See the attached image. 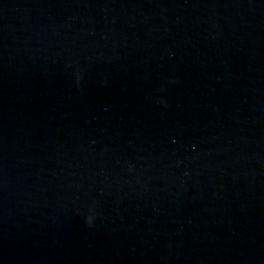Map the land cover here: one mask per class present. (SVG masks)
<instances>
[{
	"label": "water",
	"instance_id": "1",
	"mask_svg": "<svg viewBox=\"0 0 264 264\" xmlns=\"http://www.w3.org/2000/svg\"><path fill=\"white\" fill-rule=\"evenodd\" d=\"M0 264H264V0H0Z\"/></svg>",
	"mask_w": 264,
	"mask_h": 264
},
{
	"label": "clouds",
	"instance_id": "2",
	"mask_svg": "<svg viewBox=\"0 0 264 264\" xmlns=\"http://www.w3.org/2000/svg\"><path fill=\"white\" fill-rule=\"evenodd\" d=\"M92 219H93V217L92 216H89L88 217V223L91 225V223H92Z\"/></svg>",
	"mask_w": 264,
	"mask_h": 264
}]
</instances>
